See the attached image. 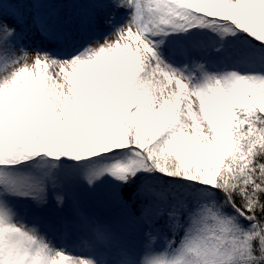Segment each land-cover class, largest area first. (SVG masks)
<instances>
[{
  "label": "snow or ice",
  "instance_id": "6c2138e0",
  "mask_svg": "<svg viewBox=\"0 0 264 264\" xmlns=\"http://www.w3.org/2000/svg\"><path fill=\"white\" fill-rule=\"evenodd\" d=\"M0 264H264V0H0Z\"/></svg>",
  "mask_w": 264,
  "mask_h": 264
},
{
  "label": "rangeland",
  "instance_id": "374dc122",
  "mask_svg": "<svg viewBox=\"0 0 264 264\" xmlns=\"http://www.w3.org/2000/svg\"><path fill=\"white\" fill-rule=\"evenodd\" d=\"M45 214H48V213H45ZM130 239H131V242L139 243V238L132 237Z\"/></svg>",
  "mask_w": 264,
  "mask_h": 264
}]
</instances>
